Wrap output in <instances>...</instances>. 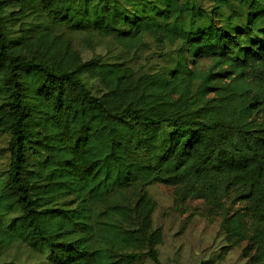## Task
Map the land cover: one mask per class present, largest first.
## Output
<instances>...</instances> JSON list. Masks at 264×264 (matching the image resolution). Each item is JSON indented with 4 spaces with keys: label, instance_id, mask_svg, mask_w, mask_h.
<instances>
[{
    "label": "trees",
    "instance_id": "16d2710c",
    "mask_svg": "<svg viewBox=\"0 0 264 264\" xmlns=\"http://www.w3.org/2000/svg\"><path fill=\"white\" fill-rule=\"evenodd\" d=\"M6 134L0 249L45 259L0 264H166L157 183L264 264V0H0Z\"/></svg>",
    "mask_w": 264,
    "mask_h": 264
},
{
    "label": "rangeland",
    "instance_id": "374dc122",
    "mask_svg": "<svg viewBox=\"0 0 264 264\" xmlns=\"http://www.w3.org/2000/svg\"><path fill=\"white\" fill-rule=\"evenodd\" d=\"M78 47L85 58L97 54L113 55L109 52L113 44L102 39L93 45L79 41ZM115 49V48H114ZM209 60L204 59L203 65ZM8 135L0 137V147L7 145ZM9 164V153L0 156V171ZM148 193L155 199L157 206L153 212L154 225L161 227L163 241L158 245L160 258L166 264H251L243 254L247 241L230 245L223 229V219L239 207L237 203L225 210L213 208L204 199L188 197L181 200L177 187L157 183L148 187ZM43 253L24 243H14L0 249V263L7 260L18 262H40ZM137 264H153L148 258Z\"/></svg>",
    "mask_w": 264,
    "mask_h": 264
}]
</instances>
